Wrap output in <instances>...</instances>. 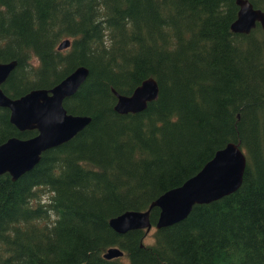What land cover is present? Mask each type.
<instances>
[{"label": "trees", "instance_id": "trees-1", "mask_svg": "<svg viewBox=\"0 0 264 264\" xmlns=\"http://www.w3.org/2000/svg\"><path fill=\"white\" fill-rule=\"evenodd\" d=\"M237 12L236 0H0V62H17L2 91L49 89L83 66L64 108L91 118L17 181L0 175V264H264V30L234 33ZM150 77L158 99L116 113L113 91L130 95ZM9 117L0 108V144L37 134ZM229 143L246 156L236 192L150 237L109 226ZM110 247L123 257L105 259Z\"/></svg>", "mask_w": 264, "mask_h": 264}, {"label": "water", "instance_id": "water-1", "mask_svg": "<svg viewBox=\"0 0 264 264\" xmlns=\"http://www.w3.org/2000/svg\"><path fill=\"white\" fill-rule=\"evenodd\" d=\"M238 14L231 26L234 33L241 34L255 21L264 27V15L248 0H237ZM71 46L66 39L57 50ZM16 61L0 63V108L10 113V123L20 132L36 131L29 139L10 138L0 144V175L8 174L13 181L36 167L45 151L61 146L81 132L91 122L87 116L72 115L64 108V101L72 97L86 81L89 71L77 67L71 74L49 89H33L18 98L8 97L1 89L15 69ZM116 97L114 111L120 115L138 114L146 103L159 97V86L152 77L144 80L130 95L113 91ZM246 156L239 145L227 144L194 176L181 186L158 197L146 211H127L109 220V226L119 234L152 229L150 213L157 208L159 215L155 230L164 229L185 220L193 207L206 205L236 192L243 181ZM107 260L123 257L117 247L109 248L103 255Z\"/></svg>", "mask_w": 264, "mask_h": 264}, {"label": "bare ground", "instance_id": "bare-ground-1", "mask_svg": "<svg viewBox=\"0 0 264 264\" xmlns=\"http://www.w3.org/2000/svg\"><path fill=\"white\" fill-rule=\"evenodd\" d=\"M248 1H249V0H248ZM249 2H250V1H249ZM250 3H251V2H250ZM236 4H237V0H236ZM251 4H252V3H251ZM252 5H253V4H252ZM237 6H238V4H237ZM238 7H239V6H238ZM256 9H259V8H256ZM238 10H239V8H238ZM259 10H261V9H259ZM261 11H262V10H261ZM262 13H263V15H264V11H262ZM237 14H238V12H237ZM236 18H237V17H236ZM235 20H236V19H235ZM235 20H234V21H235ZM234 21L232 22V24L234 23ZM232 24H231V26H232ZM257 24L261 25V27H262L263 30H264V27H263L262 23H261L260 21H255V22H254V25H253L252 27H250V28L248 27L247 29L244 30V32H241V33H242V34H249V33L251 32V30H252L253 28L256 27ZM57 47H58V46H57ZM0 63H6V62H0ZM8 63H9V62H8ZM147 79H148V78H147ZM145 80H146V79H145ZM143 81H144V80H143ZM143 81H142V82H143ZM142 82H141V83H142ZM141 83H140V84H141ZM138 86H139V85H138ZM138 86H137V87H138ZM134 90H135V89H134ZM134 90H133V91H134ZM150 102H151V101H150ZM148 103H149V102L146 103V107H147ZM77 116H80V115H77ZM87 117H88V116H87ZM162 195H163V194H162ZM159 197H160V196H159ZM148 209H149V208H148ZM144 211H146V210H144ZM157 219H158V218H157ZM150 222H151V221H150ZM156 222H157V221H156ZM151 224H152V223H151ZM155 224H156V223H155ZM152 227L154 228L155 225H154V226L152 225ZM154 229H155V228H154ZM110 248H111V247H110ZM117 248H118V247H117ZM108 249H109V248H108ZM108 249H107V250H108ZM119 249H120V248H119ZM107 250H106V251H107ZM120 250H121V249H120ZM121 251H122V250H121ZM122 252H123V251H122Z\"/></svg>", "mask_w": 264, "mask_h": 264}, {"label": "rangeland", "instance_id": "rangeland-1", "mask_svg": "<svg viewBox=\"0 0 264 264\" xmlns=\"http://www.w3.org/2000/svg\"><path fill=\"white\" fill-rule=\"evenodd\" d=\"M154 228L152 227V229L147 233V236L150 237L153 233H154Z\"/></svg>", "mask_w": 264, "mask_h": 264}]
</instances>
